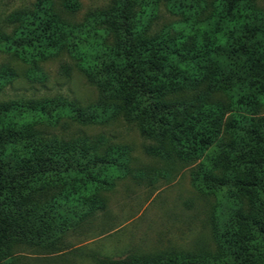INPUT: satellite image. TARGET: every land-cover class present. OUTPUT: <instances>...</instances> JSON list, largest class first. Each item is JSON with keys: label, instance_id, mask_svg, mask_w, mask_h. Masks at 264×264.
<instances>
[{"label": "trees", "instance_id": "trees-1", "mask_svg": "<svg viewBox=\"0 0 264 264\" xmlns=\"http://www.w3.org/2000/svg\"><path fill=\"white\" fill-rule=\"evenodd\" d=\"M109 0L73 22L66 7L37 0L0 17V53L44 79L41 63L67 56L97 91L82 105L60 95L0 100V264L19 249L56 254L106 209L118 179L151 184L103 133L60 135L121 119L149 141L146 156L217 198L212 250H165L96 264H264V0ZM62 70L67 72V66ZM19 77L0 67V94Z\"/></svg>", "mask_w": 264, "mask_h": 264}, {"label": "rangeland", "instance_id": "rangeland-1", "mask_svg": "<svg viewBox=\"0 0 264 264\" xmlns=\"http://www.w3.org/2000/svg\"><path fill=\"white\" fill-rule=\"evenodd\" d=\"M66 7L75 23L85 15L105 7L109 0H53ZM149 0V3L151 4ZM159 1V0H158ZM157 1V2H158ZM37 0H0V17L8 12L30 7ZM164 0L158 2L162 13L159 24L175 21L165 14ZM162 11V12H161ZM9 65L19 77L5 87L0 100L16 98H41L60 95L75 99L82 105L93 103L96 89L89 85L82 73L67 56L52 58L41 63L44 79L28 81L26 67L17 59L0 53V67ZM67 66V72L62 66ZM260 115H264V107ZM60 135L85 132L89 135L103 133L118 145L127 146L136 168H153L167 171L151 184L136 183L130 178L118 179L113 189L104 193L106 209L97 214L88 228L66 237L68 248L56 254L22 248L15 253L17 264H96L94 256L112 259L131 254H151L165 250H212L215 246L211 235V219L217 198L201 193L191 182L193 165L177 166L174 170L158 159L148 157L143 147L149 141L141 137L137 128L121 119L105 124L79 127L60 124L54 130Z\"/></svg>", "mask_w": 264, "mask_h": 264}]
</instances>
